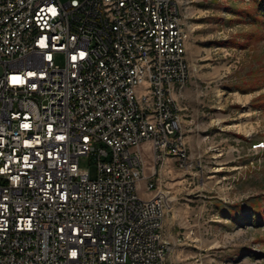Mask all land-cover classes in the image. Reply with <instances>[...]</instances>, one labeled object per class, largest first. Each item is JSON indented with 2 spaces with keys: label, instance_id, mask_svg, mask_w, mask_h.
<instances>
[{
  "label": "built area",
  "instance_id": "obj_1",
  "mask_svg": "<svg viewBox=\"0 0 264 264\" xmlns=\"http://www.w3.org/2000/svg\"><path fill=\"white\" fill-rule=\"evenodd\" d=\"M189 21L180 0H0V264H165L161 175L195 167Z\"/></svg>",
  "mask_w": 264,
  "mask_h": 264
},
{
  "label": "rangeland",
  "instance_id": "obj_2",
  "mask_svg": "<svg viewBox=\"0 0 264 264\" xmlns=\"http://www.w3.org/2000/svg\"><path fill=\"white\" fill-rule=\"evenodd\" d=\"M180 1L192 32L179 106L195 167L161 175L165 264H264V0ZM78 165L94 176L92 156Z\"/></svg>",
  "mask_w": 264,
  "mask_h": 264
}]
</instances>
